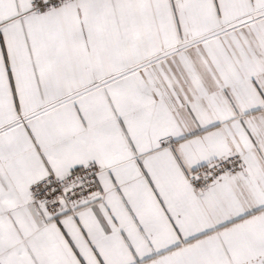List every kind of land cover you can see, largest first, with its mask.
Here are the masks:
<instances>
[{
    "label": "snow or ice",
    "instance_id": "snow-or-ice-1",
    "mask_svg": "<svg viewBox=\"0 0 264 264\" xmlns=\"http://www.w3.org/2000/svg\"><path fill=\"white\" fill-rule=\"evenodd\" d=\"M0 264H264V0H0Z\"/></svg>",
    "mask_w": 264,
    "mask_h": 264
}]
</instances>
